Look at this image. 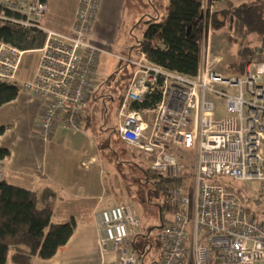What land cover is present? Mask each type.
Returning a JSON list of instances; mask_svg holds the SVG:
<instances>
[{"label":"built area","instance_id":"2783aa9c","mask_svg":"<svg viewBox=\"0 0 264 264\" xmlns=\"http://www.w3.org/2000/svg\"><path fill=\"white\" fill-rule=\"evenodd\" d=\"M216 2L203 0L208 34ZM101 4L80 0L72 37L47 33L29 81H18L27 52L0 40V85L17 82L21 91L44 102L36 129L46 141L58 128L82 130L103 52L88 42ZM4 5L26 16L18 21L25 27H42L48 12L41 0ZM118 58L131 72L118 109L119 139L148 155L152 174L168 179L185 178L186 156L195 154L191 188L185 180L164 192L170 217L159 231V264H264V222L257 218L258 210L264 212V46L255 48L240 75L215 71L222 58L212 57L209 47L202 50L194 77L154 64L142 51ZM156 95L159 100L152 107H133ZM222 104L225 109L219 108ZM223 181L240 184L248 193L249 184L257 182L259 189L250 195ZM95 219L101 250L112 247L117 254L111 264H145L135 241L140 220L130 206L104 209Z\"/></svg>","mask_w":264,"mask_h":264},{"label":"crops","instance_id":"0c3cea01","mask_svg":"<svg viewBox=\"0 0 264 264\" xmlns=\"http://www.w3.org/2000/svg\"><path fill=\"white\" fill-rule=\"evenodd\" d=\"M79 3L80 0H49L48 12L41 21L43 30L63 39L72 37ZM219 3L221 1L216 2L215 6ZM167 5L168 0H102L88 38L89 43L103 50L95 83L99 79L101 58L104 55L135 54L131 50L126 54L115 53L124 45L127 29L145 25L151 16L164 13ZM205 23H208V14L204 13L203 25ZM131 35L134 32L131 31ZM202 50H205V45ZM95 100L93 91L84 107L80 132L58 128L50 141L39 136L36 129L44 111L41 99L21 91L16 99L0 107V128L5 127L3 134H0V149L8 151L0 168L2 178L10 184L31 190L52 188L56 193V198L52 200L54 222L63 223L71 217L77 222L69 242L53 258L36 259L33 264H111L117 260L112 247L106 252L101 250L95 219L96 213L122 205L110 204L108 201L106 155L103 154L107 145L101 141L104 128L97 129L89 108ZM117 125L118 113L114 132L119 139ZM115 145L117 149H113V153L116 150L125 155L132 151L138 152L124 143V146Z\"/></svg>","mask_w":264,"mask_h":264},{"label":"trees","instance_id":"16d2710c","mask_svg":"<svg viewBox=\"0 0 264 264\" xmlns=\"http://www.w3.org/2000/svg\"><path fill=\"white\" fill-rule=\"evenodd\" d=\"M4 1L14 2L0 0V40L27 53L42 48L47 39L43 28L20 24L18 21L26 16L6 7ZM202 5L203 0H168L164 13L151 16L145 24L142 38L130 49L131 52L142 51L154 64L190 77L196 76L203 45L208 42ZM222 13L229 25L232 40L239 45L238 57L232 64L231 72L240 75L253 59L258 46L252 47L248 40L255 36L259 46H264V0H241L232 10H223ZM20 92L21 86L17 82L1 84L0 107L16 99ZM158 100L159 96L156 95L133 104V107L147 109ZM4 131L5 127H1L0 134ZM7 156L8 151L0 149V162ZM146 174L148 181H153L156 189L163 190V194L167 188L183 185L189 176L191 178V174L187 173L185 178L168 179L152 174L150 169L146 170ZM223 183L246 192L240 184L230 181ZM54 198L56 193L50 187L31 190L0 178V264H33L36 259L48 260L69 242L77 227L76 219L71 217L63 223H55ZM164 209L163 203L161 211ZM136 248L142 256L147 252L145 247L142 250L136 245Z\"/></svg>","mask_w":264,"mask_h":264},{"label":"rangeland","instance_id":"374dc122","mask_svg":"<svg viewBox=\"0 0 264 264\" xmlns=\"http://www.w3.org/2000/svg\"><path fill=\"white\" fill-rule=\"evenodd\" d=\"M238 2L239 0H223L216 6L215 21L212 22L209 41L204 44L205 47L210 48L212 57L222 58V63L214 66L213 69L224 75L232 73V64L237 60L239 45L232 40L229 25L225 22L222 11L232 10L233 7L240 4ZM144 28V24L128 28L124 45H121V48H118L119 51H115V53H128L142 38ZM131 31L134 32V35H131ZM247 43L252 47L259 46L255 36H252ZM122 49L124 50L122 51ZM117 56L122 55L109 53L101 58L99 79L94 88L96 100L90 104L89 108L94 116L97 129L104 128L101 141L107 145L103 154L106 155L104 162L107 170L108 201L110 204L128 205L134 210L140 220V229L136 236L137 247L142 250L145 247L147 250L144 255L145 264H158L162 252L159 231L162 223L170 216L166 212V207L164 211H160L161 205L165 201L163 190H157L153 181H148L146 170L149 169L151 159L146 154H139L132 150V153H128L129 155H125L119 150L113 153V149H117L115 143L124 146L114 131L119 99L124 94L131 75L130 68ZM38 62L39 54L37 52L26 53L20 67L18 81H29L36 72ZM219 108L225 109V104L219 105ZM194 160L193 152L186 156L185 164L187 172L190 174L193 170ZM186 180L191 188L190 176ZM249 186L252 188V192L245 191L250 195L259 189L257 182H252ZM253 209L256 210L255 206ZM257 213L259 222H264V212L258 210Z\"/></svg>","mask_w":264,"mask_h":264}]
</instances>
